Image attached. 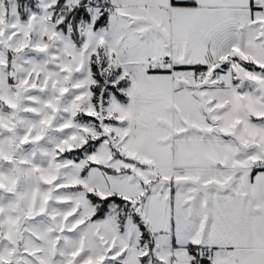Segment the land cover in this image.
<instances>
[{
  "label": "snow or ice",
  "instance_id": "obj_1",
  "mask_svg": "<svg viewBox=\"0 0 264 264\" xmlns=\"http://www.w3.org/2000/svg\"><path fill=\"white\" fill-rule=\"evenodd\" d=\"M0 264H264V0H0Z\"/></svg>",
  "mask_w": 264,
  "mask_h": 264
}]
</instances>
